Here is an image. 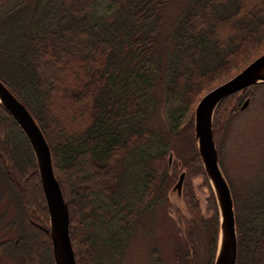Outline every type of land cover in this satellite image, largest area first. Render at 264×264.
<instances>
[{
  "label": "trees",
  "instance_id": "obj_1",
  "mask_svg": "<svg viewBox=\"0 0 264 264\" xmlns=\"http://www.w3.org/2000/svg\"><path fill=\"white\" fill-rule=\"evenodd\" d=\"M182 1L165 32L169 0L0 2V80L49 145L76 264L117 260L135 221L167 202L179 169L185 170L181 189L189 212L185 234L209 222L206 264L214 262L219 210L194 138V109L203 94L264 53V0ZM258 86L264 83L227 96L212 120L233 200L235 264H264V156L240 189L219 151L226 122ZM184 147L189 160L181 158L179 168L168 160ZM194 168L211 189L209 218L186 180ZM0 185L17 198L15 218L6 222H13L16 236L0 240V251L41 264L46 248L53 260L35 157L1 104ZM189 243L180 249L182 264L196 259Z\"/></svg>",
  "mask_w": 264,
  "mask_h": 264
},
{
  "label": "rangeland",
  "instance_id": "obj_2",
  "mask_svg": "<svg viewBox=\"0 0 264 264\" xmlns=\"http://www.w3.org/2000/svg\"><path fill=\"white\" fill-rule=\"evenodd\" d=\"M182 4V0H169L168 5L163 9L165 23L163 32L169 29ZM250 92L248 96L243 97L239 109L226 122L219 151L227 176L240 189L264 156V86L252 88ZM154 94L157 97V90ZM246 99L248 104L242 109L241 105ZM154 116L156 121L159 113H154ZM187 154L189 153L185 147L179 148L178 157L173 154L171 161L177 160L180 168L181 158H185V161L189 160L186 157ZM184 172L183 169L177 171V178L172 181L168 190L167 202L163 206L147 209L135 221L133 232L125 241L120 257L115 261L106 260L103 264H182L183 261L179 256L180 249L183 242L189 239L191 242L189 245H192L190 250L196 254L192 264H206L207 237L210 234L209 230L212 229L210 223L206 221L205 227L193 225L189 237L185 234L184 223L189 220V212L182 194V181L179 183L177 180L180 179L181 174L184 176ZM186 180L198 201L202 216L209 218L208 200L212 187L210 189L205 176L196 168L189 172ZM2 188L3 186L0 185V196L3 194L0 198V240L7 238L14 240L16 235L9 229L13 222L11 224L6 222L15 218L16 210L13 202L17 198L10 197ZM38 250L40 251L41 248ZM41 251L43 253L41 264H54L53 260H49L48 250L42 248ZM15 255L16 253L11 249L6 250V253L0 251V264L34 263L24 258L19 260ZM38 255L39 253L37 258ZM37 258L36 261H38Z\"/></svg>",
  "mask_w": 264,
  "mask_h": 264
},
{
  "label": "water",
  "instance_id": "obj_3",
  "mask_svg": "<svg viewBox=\"0 0 264 264\" xmlns=\"http://www.w3.org/2000/svg\"><path fill=\"white\" fill-rule=\"evenodd\" d=\"M257 83H264V53L236 74L216 85L198 100L194 109V138L204 172L214 191L219 210V236L213 264H235L237 235L230 187L218 163L212 120L217 105L227 96ZM0 104L25 135L34 154L46 203L54 264H76L69 231V210L55 176L49 145L26 106L0 80ZM248 104L246 99L241 108ZM169 162L171 157H169ZM183 175H180L181 183Z\"/></svg>",
  "mask_w": 264,
  "mask_h": 264
}]
</instances>
